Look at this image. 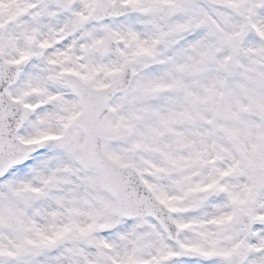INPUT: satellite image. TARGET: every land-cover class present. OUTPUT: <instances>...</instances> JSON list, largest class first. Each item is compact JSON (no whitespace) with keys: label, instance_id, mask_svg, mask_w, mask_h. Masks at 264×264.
<instances>
[{"label":"snow or ice","instance_id":"snow-or-ice-1","mask_svg":"<svg viewBox=\"0 0 264 264\" xmlns=\"http://www.w3.org/2000/svg\"><path fill=\"white\" fill-rule=\"evenodd\" d=\"M0 264H264V0H0Z\"/></svg>","mask_w":264,"mask_h":264}]
</instances>
